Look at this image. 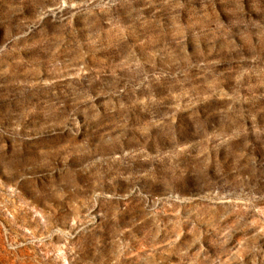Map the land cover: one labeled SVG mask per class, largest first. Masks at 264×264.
Returning a JSON list of instances; mask_svg holds the SVG:
<instances>
[{"label":"rangeland","instance_id":"1","mask_svg":"<svg viewBox=\"0 0 264 264\" xmlns=\"http://www.w3.org/2000/svg\"><path fill=\"white\" fill-rule=\"evenodd\" d=\"M0 264H264V0H0Z\"/></svg>","mask_w":264,"mask_h":264}]
</instances>
